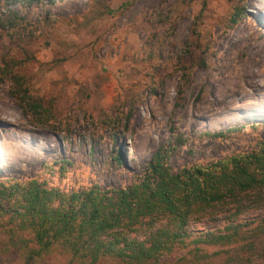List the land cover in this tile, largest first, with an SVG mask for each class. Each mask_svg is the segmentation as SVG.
<instances>
[{"label": "rangeland", "instance_id": "374dc122", "mask_svg": "<svg viewBox=\"0 0 264 264\" xmlns=\"http://www.w3.org/2000/svg\"><path fill=\"white\" fill-rule=\"evenodd\" d=\"M251 1L0 0V180L38 179L64 192L125 187L170 142L171 128L186 141L170 155L174 171L255 149L264 141V89L229 93L231 112L194 113L227 83L237 32L249 25L264 41V8L259 15ZM197 72L216 83L193 86ZM15 83L36 111L19 108ZM7 240L0 229V248ZM200 248L195 257L177 249L159 264H239L248 256L235 246ZM32 264L77 263L54 247Z\"/></svg>", "mask_w": 264, "mask_h": 264}, {"label": "trees", "instance_id": "16d2710c", "mask_svg": "<svg viewBox=\"0 0 264 264\" xmlns=\"http://www.w3.org/2000/svg\"><path fill=\"white\" fill-rule=\"evenodd\" d=\"M15 85L11 97L19 108L36 111L39 105H29L27 91ZM170 135L125 187L93 184L64 192L38 179H1L0 229L8 240L0 257L32 264L60 247L77 264H159L177 249L195 257L201 246H235L248 254L237 258L239 264L264 260V216L244 218L264 210V141L251 151L174 171L170 155L186 141L172 128ZM205 223L218 225L205 229Z\"/></svg>", "mask_w": 264, "mask_h": 264}, {"label": "bare ground", "instance_id": "6f19581e", "mask_svg": "<svg viewBox=\"0 0 264 264\" xmlns=\"http://www.w3.org/2000/svg\"><path fill=\"white\" fill-rule=\"evenodd\" d=\"M251 3L260 15L261 9L264 8V0H252ZM260 39V34L249 25H244L237 32V36L230 40L229 50H232L233 55H237L238 58L230 56L227 59L224 67L227 83L221 85V93L217 92L215 95L212 94V97L210 96L209 105L207 104L204 109H194L197 117L200 113L202 114L201 111L211 112L213 116L223 112H231V109H224L228 103V94L231 92L248 94L252 90L256 92L264 89V41ZM191 81L193 86L204 82L216 83L212 76L198 72L194 74Z\"/></svg>", "mask_w": 264, "mask_h": 264}]
</instances>
